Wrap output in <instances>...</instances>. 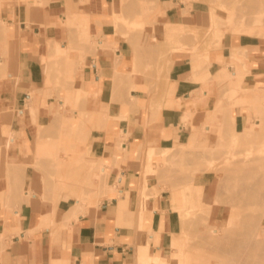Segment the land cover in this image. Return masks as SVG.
Wrapping results in <instances>:
<instances>
[{"label":"crops","instance_id":"0c3cea01","mask_svg":"<svg viewBox=\"0 0 264 264\" xmlns=\"http://www.w3.org/2000/svg\"><path fill=\"white\" fill-rule=\"evenodd\" d=\"M14 1L16 4L7 2L1 12L16 29L18 54L13 69L19 80L14 89L13 77L1 88L9 93L7 98H14L10 99L11 115L0 116V150L7 138L1 132L3 128L12 133L17 156L32 147L36 150L33 142L37 123L29 118L28 97L43 84L48 43L68 48L73 38L65 26L69 19L74 22L77 17H87V33L99 46L110 44L115 49L105 53L98 48L95 56L86 55L75 77L76 86L95 94L99 107L110 118L105 126L97 120L98 128L91 131L87 143L91 160L102 164L106 173L105 194L94 198V205L85 204L75 216L72 211L77 200L53 206L32 191L28 200L26 191L24 196L21 191L9 195L8 180L1 175L5 165L2 159L0 235L11 238L5 264H144L138 251L147 246L151 255L166 261L177 234L179 214L165 192L141 200L142 158L150 150L162 152L185 145L193 129L211 126L208 121L214 118L221 119L217 111L227 112V95H232L237 81L242 92L264 84V41L257 36L227 34L196 69L191 56L175 51L169 54L170 64L160 78L150 80L136 73L133 50L115 34L113 0H43V7L33 6L40 0ZM165 12L166 23L173 29L204 22L201 10H192L187 16L176 7ZM233 50L243 54L236 64L231 63ZM79 58L80 53L71 56L73 61ZM44 95L46 92L39 99L38 119L47 117L44 107L52 104ZM228 110L235 116L237 132L244 131L254 118L247 105ZM1 199H10L11 208Z\"/></svg>","mask_w":264,"mask_h":264},{"label":"rangeland","instance_id":"374dc122","mask_svg":"<svg viewBox=\"0 0 264 264\" xmlns=\"http://www.w3.org/2000/svg\"><path fill=\"white\" fill-rule=\"evenodd\" d=\"M9 1L16 4V1L14 0H0V46L6 50L2 52L0 51L2 53V55L0 54V60L2 62H5V64L7 63V66L5 64H3L4 66L0 65L1 67L3 66V72L0 68V116L4 117L11 115L12 111L9 107L10 99H13L14 97L7 98L10 96L9 93H3L1 91V88H3L4 84L12 82L11 77H8L9 73L13 74V89L15 88V85L19 80L17 73L13 69L14 63L17 59L14 37L16 29L14 25H10L7 22L5 17L2 16L1 12L4 5ZM166 3L169 7L166 6ZM166 3H161L160 0H113V10L115 9V12L112 14L111 18L115 34L118 36H122L123 41H125L131 47L134 53L133 64L135 66L136 73L142 74L146 77V79H159L162 70L165 69L166 65L170 64L169 54L175 51L188 54L192 57L193 63H195L197 67L199 63V67L201 68L204 61L207 60L209 50L217 48L221 45L217 33L221 30L215 29L218 21L217 15L221 19L220 26L222 27V31L224 33L223 38L227 34H244L257 36L264 41V14H256L252 16V14H249V11L242 12L239 10L240 4H230V2L227 0H172V2ZM44 5L45 4L43 0H40L39 2L35 1L33 6L43 7ZM256 5L258 6L257 8L264 7V0H258ZM175 7L178 8L180 13L184 16L189 15L190 11L192 10H201L203 12L202 16L204 18V22L200 26L196 27L184 25V27H181L180 30L179 28L173 29L169 25V23H166L165 11L168 8ZM219 7H223L225 11H230L231 14L227 16V14L221 11ZM182 8L184 9L182 10ZM69 14L75 17L74 12L70 11ZM226 17L228 18L229 22L227 20H224ZM75 20L76 21L71 22L69 19V21L65 23V26L73 36L67 49H62L58 44H56L54 47L50 42L48 43V62L46 63L47 65H43V84L39 87L34 88L30 93L32 98L31 101L36 105L38 109L39 99L44 94V92H46V95L44 96L51 99L49 103L52 102V104H48L44 107V113L47 117L42 119L37 118V124L35 125V136H37L34 137L33 142V146L36 148V150L32 149V147L25 155L17 156L15 152V148L17 145L10 144L13 137L12 133H10V131L6 128H3L1 131L3 135L7 136V138L5 140V143L3 144V148H1L0 150V163L3 159V164H5L2 168L1 175L8 180L9 195L12 193H16L17 191H21V194L24 196L25 191H32L34 194H38L39 196H41V198H44L45 201L52 204L53 206L57 205L61 201H67L69 199L75 201L78 200V198H81V200L79 199L77 201V205L73 208L72 216H75L78 210L83 208L85 204H87L88 206L94 205L93 199L102 196V194H105L106 173H104L101 168L102 164L98 162L96 163L91 160L89 151L87 149V143L91 131L95 128H98L96 127L97 120L100 121L102 126H105L110 122V118L107 112L101 110V108L99 107V104L96 101L95 94H92L85 88H78L76 86V73L81 67L79 64L80 61H84L86 55L90 54L95 56L97 54L98 48H101V50L105 53H108L109 50L114 51L115 49L114 46L110 44L99 46L96 38L87 33V17H77V19ZM162 35H164V37ZM104 41H106V37H104ZM0 49L3 50L2 48ZM76 53H80V58L76 61H73L71 59V56L75 55ZM242 58L243 54L240 52V50H238L236 55H233L232 53L231 63L236 64L237 62H240ZM83 66L81 68H83ZM4 67H6V69ZM155 75L157 76L155 77ZM232 89V95H227V112L224 110L217 111V114L222 115L221 119L214 118L208 121L211 126L204 125L200 129H193L194 132L188 143L185 145L162 152L150 150L148 152V155L142 158V178L139 186L141 200L143 201L148 197L159 196L160 194L165 192L171 198L173 210L177 211V213L179 214L177 234L174 236L175 238L173 237V241L176 240L178 244L176 245V247H174L172 242V247L167 254V260L172 258L173 256H179L178 252L180 250H183L182 248H184L186 244L189 245V247L187 246L188 248L185 247L188 250L185 252H189L188 255L194 253L190 252L191 249L194 251L195 249H198L197 251H195L196 253H194L193 256L191 255L192 258H194L195 256H199V258L195 257L196 259H192L191 257H187V259L185 257L186 253L183 252L184 250L182 251L183 253L181 257H185L186 260H189V262H193L192 264H194V261H197V264L202 261V259L203 262H206L205 260H207L209 264H215V262L220 264L222 263V261L219 260L218 262V259H220L219 257H221V260H224L225 257H227L226 260L229 259L228 256H231L230 259L232 257L236 258L235 255L233 256V254L235 253L230 251L231 248H228L230 252L223 251V249H220V246L223 245L222 247L224 249L230 247V245L226 241L227 238L232 237L231 239H233L240 233L243 234L242 236L244 238V235L248 230H245L244 234V229L242 228H250L251 230L249 229L248 233H252V230L256 231V229H258L262 232V238L264 239V203L260 204L264 201V198L263 201L261 199V202L260 198L258 199L260 203L258 201V203L255 201L257 205H255V203H253L254 205H250L249 203L253 202V198H249V202L245 199L244 201L243 198H246V194H239L240 192L233 189L236 187H241L239 183L243 182V180H241L243 178L244 181L248 180V182L243 183L245 185L247 183V185L249 186H245L243 184L244 186L242 185V187L247 188L250 187L249 183H254L253 180L257 182L258 178H260L261 175L262 178L264 177V134L257 133V130L259 129H261L260 131H264V84H258L255 90L242 92L239 87V82L237 81ZM239 94H242V96H240ZM61 101H64L65 104H68V106L64 108V111L62 107H59ZM2 103H4L3 109L1 108ZM237 105H247L250 108L251 113L254 115V118H251L250 120L249 126L242 132H237L235 130V116L234 114H230V111L228 110ZM54 107L58 108L59 110L58 113L55 114L56 116L51 115V110ZM67 109L69 110L67 111ZM82 113H85V119H82ZM28 115L31 120L29 112ZM257 121H259L260 124L257 123ZM74 125H77L78 130H81V137H78L79 140L76 138V136L80 134H71V136H67L64 134V132L66 133L67 130L68 132H70V130L73 129ZM65 129L67 130L65 131ZM61 131L63 132V134H61ZM40 135L46 136L41 137ZM72 135L73 139L71 138ZM37 138L39 140L41 139L39 141V144ZM76 140L77 142L75 143ZM6 142L8 143V147L7 145L5 146ZM46 142L51 143L52 147H54V152L53 149H51L52 151L50 150V145H47ZM40 144H44L45 146H41ZM64 150L65 153L67 151L69 152V155L67 153V156L65 157L67 159H64V157L62 156L63 154L64 156L66 155L64 153ZM56 151L58 152L57 154ZM53 154H55V156H52ZM247 157L253 160L249 158L247 159ZM239 158L240 160H238ZM230 159L232 161L234 159L235 160L231 162L229 161ZM34 161L36 162V165L34 164ZM40 161L42 162V164ZM13 163L15 165L18 164V167L21 166L20 170ZM30 165H32V167ZM64 165L66 166L63 167ZM59 166L60 168L63 167L62 170L64 172H61ZM11 167H16L17 169L13 168V170H15L13 171L11 170ZM38 167H41L42 169ZM232 167L238 174H236L234 169V173H231ZM66 168L68 169V171L66 170ZM216 168H225L226 171L224 169L223 172L225 171L224 173L226 174V176L224 173H222V170L218 171L217 169L216 171ZM229 168L231 171H229ZM236 169L239 170L237 171ZM65 170L67 171L66 173ZM23 171L24 173L21 174L20 172ZM239 171H242V173H239ZM16 172L18 175L16 174ZM226 172H229L230 174ZM14 173L16 176L14 175ZM254 175L255 178L252 177ZM17 176L19 177L17 178ZM245 177L246 179H248L246 180ZM21 178H24V180ZM58 178H65L64 181L69 178L68 180H70V182L72 181L71 184L73 186L71 185V187L70 185H68L70 184L68 183V181L64 182L60 179L59 180L61 182L59 181L60 183L58 184ZM234 178L237 179L239 183L237 181L235 182ZM42 180H45V183ZM226 182L229 184H227ZM234 182L240 186H236ZM224 183H226V185ZM256 184H254V187H252L256 188L259 183L257 185ZM230 185H233L235 187ZM66 187H68V189H66ZM230 187H232V189H230L231 191L229 190ZM12 188L15 190H13ZM232 190L237 192L239 196L235 197V199L238 197L237 200L240 199L239 201L236 200L238 205H236V202L234 206L227 205L229 203L228 200H230L232 196L236 195ZM27 192H25V195L28 194ZM241 192L245 193L243 191ZM174 193H177L178 196L181 197L183 193L186 194L187 201L185 202L184 206L174 202ZM228 193H234V195L232 194V196H230L228 195ZM260 193L264 194V191H261ZM241 195L244 196L242 197ZM227 196H230L229 199ZM28 198H30V196ZM1 200L2 202L4 201L3 199ZM233 200L231 198V204L233 203ZM255 200H257V198ZM9 201L10 199L4 201L5 207H7L8 209L11 208V206H9ZM95 201L97 202L99 200ZM223 201H225L226 203H224ZM240 201H242V203ZM239 206H241L242 208H240ZM243 207L244 209H247V216H251L249 218V222L247 216V221L246 219H244L246 222H242L244 221L243 219L241 222H239V219L234 218L236 216L237 218H241L240 215L244 217L245 214L240 213L246 212ZM242 209L243 211H240ZM248 209L251 211H248ZM238 211H240V214L238 213ZM261 211L262 215H259L258 213H260ZM234 213L237 215H235ZM251 213L253 215L256 214L254 217L257 218V220L259 219L260 222H257L256 220V223H258L259 225L258 227H256L257 224L256 226H253L255 220H251L253 216L248 215ZM238 214L240 217L238 216ZM198 217H201L202 219H198ZM237 221L238 223H236ZM251 222H253V224H251ZM188 223V227H190L191 223V225L193 224L194 227L197 228V231L200 232L201 237L199 235V238H201L202 240L204 239L202 242L207 244V249H210L209 253L207 250L200 251L202 247H199L200 245L197 246L194 243L195 238L193 230L195 229L192 227L193 230L191 232L187 227ZM210 224H213L215 227ZM184 225L187 228L183 229V235L181 231ZM207 226H210L209 229H219V235H217L219 237L210 235L211 229L209 230L206 228L205 231V227ZM235 226H237V229L235 228ZM230 227H232L233 229L235 228L236 230L233 231L232 229V231H230ZM254 227L255 229H253ZM188 230L189 233L186 232ZM227 231L229 233H227ZM194 232L196 233V231ZM198 232L195 236H198ZM187 233L192 234L193 237H189ZM185 234L188 235L187 239H184L186 238ZM213 236L214 239L212 238ZM220 236L223 237V239ZM176 237L180 239L177 240ZM215 237H217L216 241H214ZM181 238L183 240H181ZM190 238L194 240V242H192L195 245L193 244L192 246ZM210 238H212L213 240ZM188 239L190 240L188 241ZM9 241H11V238L7 237L6 234L0 235V264H5L7 261L6 249ZM184 241L186 242V244H183L185 243ZM211 241L214 242L213 246L211 243V246L213 248H210V245L208 244ZM197 242H200V239L199 241H196V243ZM225 243H227L228 245ZM194 246L195 249H193ZM204 246L203 249L206 248ZM218 249L222 250V252L226 254L228 252V256H221L222 252ZM211 250L213 251L214 255L216 253L217 258L212 254ZM231 252L233 254H231ZM219 253H221V255H218ZM210 254L214 256L213 259L215 258L216 261L211 258L212 255ZM222 257L224 258L222 259ZM138 258L139 261L144 264L167 263L159 256L151 255L148 246L139 248ZM229 260L227 261L231 262V260ZM233 260V263L230 264H235L234 262L236 259ZM237 260L236 262L240 263V259L239 261ZM186 262L187 264H190L188 261ZM203 262H200L199 264H208Z\"/></svg>","mask_w":264,"mask_h":264},{"label":"bare ground","instance_id":"6f19581e","mask_svg":"<svg viewBox=\"0 0 264 264\" xmlns=\"http://www.w3.org/2000/svg\"><path fill=\"white\" fill-rule=\"evenodd\" d=\"M227 1H229L230 4H236V3H237V4H240V6H239V10L242 11V12L249 11V14H252V16H254V15H256V14H257V15L264 14V7L257 8L258 6H257L256 4H257V1H258V0H227ZM219 8H220V7H219ZM220 10L223 11V12H225V13L227 14V16L231 14L230 11H228V10L225 11L223 7H221ZM215 11H216V10H215ZM215 11H214V12H215ZM215 13H216V12H215ZM247 15H248V14H247ZM217 20H218V21H217V24H216L215 29H219V30H221V31L217 32V33H218L219 40H220V44H221V42H222V40H223L224 33H223V31H222V27L220 26V23H221L220 20H221V19H220V17H219L218 15H217ZM222 20H223V19H222ZM224 20H227V21L229 22V20H228L227 17H226ZM2 23H3V22H2ZM225 26H226V25H225ZM224 29H225V28H224ZM227 29H228V25H227ZM227 32H228V31H227ZM210 39H211V38H210ZM5 44H6V43H5ZM1 45H2V44H1ZM50 46H51V45H50ZM0 48L3 49V47H1V46H0ZM4 50H5V49H3V50L0 49L1 52L4 51ZM52 50H53V48H52ZM5 51H6V50H5ZM1 52H0V54L2 55ZM16 52H17V51H16ZM16 52H15V53H16ZM237 52H238V50H233L232 53H233V55H236ZM17 54H18V52H17ZM3 55H4V54H3ZM5 58H6V57H5ZM5 58H4V59H5ZM14 61H15V60H14ZM3 64H5V62H2V61L0 60V65H3ZM6 64H7V63H6ZM6 64H5V65H6ZM193 64H194L193 69H196V68H197V65H196L195 63H193ZM3 66H4V65H3ZM3 66H2V67H3ZM6 66H7V65H6ZM2 67L0 66L1 69H2ZM4 68L6 69V67H4ZM15 68H16V67H15ZM16 69H17V68H16ZM5 71H6V70H5ZM193 71H194V70H193ZM2 72H3V69H2ZM15 72H16V71H15ZM195 72H197V71L195 70ZM4 73H5V72H4ZM4 73H2V74H4ZM194 74H196V73H194ZM5 76H6V75H5ZM9 76H10V77H13V74L9 73V74H8V77H9ZM193 76H194V75H193ZM195 76H196V75H195ZM116 86H117V85H116ZM32 94H33V93H32ZM27 96H28V95H27ZM32 96H33V95H32ZM31 99H32V98H31V94H30L29 97H28V101H29V104H28V112H29V114H30L31 121H32V122H36V121H37V118H38V108H37L36 105L31 101ZM132 100H133V99H132ZM67 106H68V104H65L64 101H61L59 107H62V108H63V111H64V110H65L64 108L67 107ZM62 108H61V110H62ZM68 110H69V109H67V111H68ZM58 111H59L58 108L54 107V108L51 110V115H55V114H57ZM71 111H72V110H71ZM62 113H63V112H62ZM80 113H81V112H80ZM82 114H83V113H82ZM84 114H85V113H84ZM84 114H83V118H82V119H85V115H84ZM55 116H56V115H55ZM58 117H59V114H58ZM21 122H22V121H19L18 123H20V124H21V127H22V123H21ZM22 128H23V127H22ZM67 128H68V127H67ZM68 129H69V128H68ZM50 130H51V129H50ZM66 130H67V129H65V131H66ZM69 130H70V129H69ZM260 130H261V129L257 130V131H258L257 133H259V134H260V133H261V134H264V131H263V130L260 131ZM63 131H64V128H63ZM61 132H62V131H61ZM52 133H53V132H52ZM80 133H81V130H78L77 125H74L73 129L70 130V132H68V130H67L66 133L64 132V134L67 135V136H69V135L71 136V134H76V135H77V134H80ZM61 134H63V132H62ZM36 136H37V135H36ZM36 136H35V137H36ZM38 136H39V135H38ZM40 136L42 137L43 135H40ZM44 136H46V135H44ZM44 136H43V137H44ZM50 136H51V135H50ZM123 136H124V135H123ZM48 137H49V136H48ZM51 137H52V136H51ZM78 137H81V134L78 135V136H76L77 139H78ZM71 138L73 139V135H72ZM37 139H38V138H37ZM47 139H48V138H47ZM81 139H82V138H81ZM40 140H41V139H40ZM40 140L38 139V144H39V141H40ZM78 140H79V139H78ZM35 141H36V140H35ZM76 142H77V140L75 141V143H76ZM11 143H14V142L11 141L10 144H11ZM40 143H41V142H40ZM42 143H44V142H42ZM46 143H47V145H48V144L50 145V146H49L50 150L53 149V152H54V147H52L51 143H50V142H46ZM71 143H72V142H71ZM3 144H4V143H3ZM7 144H8V143L6 142L5 146H6ZM14 144H15V143H14ZM68 144H69V143H68ZM40 145H41V144H40ZM54 145H55V144H54ZM74 145H75V144H74ZM41 146H45V145L42 144ZM71 146H72V145H71ZM7 147H8V145H7ZM5 148H6V147H5ZM56 149H57V148H56ZM51 151H52V150H51ZM51 151H50V152H51ZM57 151H58V150H57ZM57 151H56V154L58 153ZM66 151H67V150H66ZM53 152H52V153H53ZM64 153H65V150H64ZM67 153H68V155H69V152H68V151L65 153V154H66L65 156H64V154L62 155V156L64 157V159H67V158H65V157L67 156ZM49 154H50V153H49ZM52 156H55V154H53ZM37 157H39V156H37ZM63 157H61V158H63ZM51 158H52V157H51ZM54 158H55V157H54ZM56 158H57V157H56ZM248 158H249V157H247V159H248ZM36 159H37V158H36ZM38 159H39V158H38ZM224 159H225V158H224ZM226 159H227V158H226ZM228 159H229V158H228ZM231 159H233V158H231ZM231 159L229 160V161H231V162H233V161L235 160V159H234V160L232 161ZM249 159H251V158H249ZM42 160H43V159H42ZM220 160H221V159H220ZM220 160H219V161H220ZM222 160H223V159H222ZM238 160H240V158H239ZM244 160H246V159H244ZM251 160H253V159H251ZM11 161H12V159H11ZM35 161H36V160H35ZM35 161H34V162H35ZM43 161H44V160H43ZM57 161H58V159H57ZM229 161H228V162H229ZM242 161H243V160H242ZM248 161H249V160H248ZM254 161H255V160H254ZM37 162H38V161H37ZM40 162H41V161H40ZM40 162H39V163H40ZM79 162H80V161H79ZM224 162H225V161H224ZM228 162H227V163H228ZM252 162H253V161H252ZM20 163H21V161H20ZM56 163H57V162H56ZM222 163H223V162H222ZM227 163H226V164H227ZM10 164H11V163H10ZM13 164H14V163H13ZM15 164H16V162H15ZM15 164H14V165H15ZM34 164L36 165V162H35ZM34 164H33V165H34ZM41 164H42V162H41ZM41 164H40V165H41ZM75 164H76V163H75ZM78 164H79V163H78ZM232 164H233V163H232ZM237 164H238V163H237ZM254 164H255V163H254ZM17 165H18V164H17ZM17 165H15V166L18 167ZM19 165H21V164H19ZM40 165H39V166H40ZM228 165H229V164H228ZM245 165H246V164H245ZM22 166H24V165H22ZM25 166H26V165H25ZM30 166L32 167V165H30ZM41 166H42V165H41ZM65 166H66V165H64L63 167H65ZM76 166H77V165H76ZM229 166H230V165H229ZM241 166H242V165H241ZM252 166H253V165H252ZM254 166H255V165H254ZM16 167H13V168L17 169ZM20 167H21V166H20ZM20 167H18L19 170H20ZM33 167H34V166H33ZM63 167L60 168V166H59V168L61 169V172L63 171V170H62ZM212 167H213V166H212ZM227 167H228V166H227ZM233 167H234V166H233ZM233 167H232V171H231L230 168H229V171H231V173L233 172V169H234ZM11 168H12V167H11ZM13 168H12L11 170H13ZM22 168H24V167H22ZM34 168H35V167H34ZM36 168H37V167H36ZM38 168L42 169L41 167H38ZM101 168H102V167H101ZM209 168H210V167H209ZM235 168H236V167H235ZM248 168H249V167H248ZM217 169H218V171H221V170H222V173H224V172L226 171L225 168H224V169H225L224 172H223L224 169L216 168V171H217ZM245 169H247V168H245ZM250 169H252V168H250ZM253 169H254V167H253ZM21 170H24V169H21ZM66 170L68 171L67 168H66ZM66 170H65V173L67 172ZM78 170H79V169H78ZM102 170H103V168H102ZM236 170L238 171L239 169H236ZM240 170H241V169H240ZM13 171H15V170H13ZM55 171H56V170H55ZM59 171H60V170H59ZM75 171H76V170H75ZM227 171H228V168H227ZM234 171H235V169H234ZM243 171H244V170H243ZM248 171H249V169H248ZM248 171H246V172H248ZM254 171H255V170H254ZM63 172H64V171H63ZM103 172L105 173L104 170H103ZM103 172H102V173H103ZM235 172H236V171H235ZM250 172H251V171H250ZM18 173H19V172H18ZM20 173L22 174V173H24V171H23V172H20ZM226 173L230 174L229 172H226ZM233 173H234V172H233ZM239 173H242V171H239ZM244 173H245V172H244ZM244 173H243V174H244ZM12 174H13V173H12ZM16 174H17V172H16ZM21 174H20V175H21ZM69 174H70V171H69ZM224 174H225V173H224ZM236 174H238V173L236 172ZM248 174H249V173H248ZM248 174H247V175H248ZM14 175H15V173H14ZM14 175H13V176H14ZM17 175H18V174H17ZM23 175H24V174H23ZM13 176H12V177H13ZM15 176H16V175H15ZM225 176H226V174H225ZM18 177H19V176H17V178H18ZM22 177H23V176H22ZM228 177H229V176H228ZM236 177H237V175H236ZM239 177H240V176H239ZM247 177H248V176H247ZM252 177L255 178V175L252 176ZM15 178H16V177H15ZM17 178H16V179H17ZM10 179H11V178H10ZM13 179H14V178H13ZM21 179L24 180V178H21ZM59 179H60V180H63V181L65 180V178H62V179H61V178H58V184L61 182ZM68 179H69V178H68ZM68 179H67L66 181H68V183H70V184H68V183H65V184H68V185L71 186V185H72V184H71L72 181L70 182V180H68ZM234 179H235V178H234ZM234 179H231V180H234ZM238 179H240V178H238ZM245 179H246V177H245ZM247 179H248V178H247ZM247 179H246V180H247ZM19 180H20V179H19ZM241 180H243L244 183H245V182H248V180H247V181H244V178L241 179ZM251 180H252V179H251ZM10 181H11V180H10ZM42 181L45 183V180H42ZM59 181H60V182H59ZM66 181H64V182H66ZM236 181H237V179H235V182H236ZM256 181H257V178H256ZM258 181H259V182H258ZM258 181L255 182V180H253L254 183H253V184H252V183H249V184H250V187H247V188L242 187V185L244 184L243 182H240V183H239V182L237 181V182L241 185V187H236V188H233V189H234L235 191L240 192L239 194H244V195L246 194V196H245L246 198H243V200L245 199V200L248 201L249 198H250V199L253 198V199H252L253 202L251 201L252 203H249L250 205H254L253 203H255V205H257L256 202H257V201L259 202L258 199L260 198V202H261V199H262V201H263V198H264V194H261V193H260L261 191H264V177L262 178V175H261V177L258 178ZM228 182H229V181H228ZM235 182H234V183H235ZM11 183H12V182H11ZM13 183H14V181H13ZM226 183H227V182H226ZM226 183H224V184L226 185ZM230 183H231V182H230ZM232 183H233V182H232ZM256 183H257V184L259 183L258 186H257L256 188H253V187H254V184H256ZM227 184H229V183H227ZM235 184H236V183H235ZM235 184H233V185H235ZM251 184H252L253 187L251 186ZM257 184H256V185H257ZM233 185H230V186H233ZM237 185H238V184H236V186H237ZM240 185H238V186H240ZM244 185H245V184H244ZM244 185H243V186H244ZM246 185H247V183H246ZM246 185H245V186H246ZM72 186H73V185H72ZM72 186H71V187H72ZM247 186H249V185H247ZM233 187H235V186H233ZM14 188H15V187H14ZM237 188L240 189V190H238ZM242 188H243V189H242ZM12 189H13V188H12ZM66 189H68V187H66ZM199 189H200V188H199ZM230 189H232V187H230L229 190H230ZM13 190H15V189H13ZM226 190H227V189H226ZM234 190H232V191H234ZM81 191H82V190H81ZM230 191H231V190H230ZM235 191H234V193H235L236 195H234V193H232L234 196H232V194H229L230 192L228 193V195L232 196V197H231L232 200H233V198H234V200H233V203L231 204V198H230V200H228L229 203H228L227 205L234 206V205H235V202H236V205H238L237 201H239L240 199L237 200V198H238L239 196H238L237 192H235ZM241 191H243V192H245V193H242ZM259 191H260V192H259ZM26 192H27V191H26ZM17 193H18V191H17ZM27 193H28V194H26L25 197H26V196H28V197H29V196H30V197L32 196V193H30V192H27ZM80 193H81V192H80ZM12 195H13V194H12ZM244 195H241V196L243 197ZM230 196H227L228 199H229ZM236 196H238V197L235 199ZM11 197H12V196H11ZM15 197H16V196H15ZM28 197H26V199H27ZM247 198H248V199H247ZM256 198H257V200H255ZM26 199H25V200H26ZM79 199L81 200V198H78V200H79ZM20 200H21V199H20ZM27 200H28V199H27ZM78 200H77V201H78ZM173 200H174V202L179 203V204H181L182 206H184V205H185V196H184V193H183L182 197H181V196H178L177 193H174ZM236 200H237V201H236ZM245 200H244V201H245ZM225 201H226V200H225ZM225 201H223V202L226 203L227 201H226V202H225ZM249 201H250V200H249ZM249 201H248V202H249ZM255 201H256V202H255ZM24 202H26V201H24ZM240 202L242 203V201H240ZM240 202H239V203H240ZM258 202H257V203H258ZM260 202H259V203H260ZM76 203H78V202H76ZM76 203H75V204H76ZM246 203H247V202H246ZM263 203H264V201L261 202L260 204H263ZM222 204H223V203H222ZM247 204H248V203H247ZM249 204H248V205H249ZM225 205H226V204H225ZM239 205H240V204H239ZM236 207H237V206H236ZM239 207L242 208L241 206H239ZM244 207H245V206H244ZM244 207H243V209H244ZM249 207H250V206H249ZM249 207H248V208H249ZM237 208H238V207H237ZM246 208H247V207H246ZM250 208H251V207H250ZM243 209L240 210V211H243ZM251 209H252V208H251ZM244 210H245L246 212H240V211H238V213L240 212V213H242V214H245L244 217H243L242 215H240L241 218H237V216L234 217V218H236V219H239V220H240L239 222H241L242 219H243V220L246 219V216H247V209H244ZM248 211H251V210L248 209ZM236 212H237V211H236ZM257 212H259V211H257ZM240 213H239V214H240ZM248 213H249V212H248ZM253 213H255V212H253ZM261 213H262V211H261L260 213H258V214L260 215ZM234 214H235V213H234ZM239 214H238V216H239ZM258 214H257V215H258ZM235 215H237V214H235ZM248 215H252V216L254 217L256 214L253 215V214L251 213V214H248ZM261 215H262V214H261ZM240 216H239V217H240ZM193 217H194V216H193ZM242 217H243V218H242ZM247 217H248V216H247ZM250 217H251V216H250ZM250 217H248V222L250 221V220H249ZM253 217H252V219H251V220H253V219L255 220V223H254L253 226H256V224H257L256 227H258L259 225H258V223H256L257 218H255V217L253 218ZM256 217H258V216H256ZM259 218H260V217H259ZM261 218H262V217H261ZM194 219H195V218H194ZM198 219H202V218H201V217H200V218L198 217ZM246 221H247V219H246ZM246 221L244 220V221H242V222H246ZM258 221H259V219L257 220V222H258ZM259 222H260V221H259ZM236 223H238V221H237ZM251 224H253V222H251ZM208 225H209V224H208ZM210 225L214 226L213 224H210ZM188 226H189V223L187 224V227H188ZM212 226H211V227H212ZM233 226H234V225H233ZM233 226H232V227H233ZM187 227L184 225V227L182 228L181 233H182V232L184 233L183 229H184V228H187ZM190 227H191V229H190ZM190 227H188V228H189V230H190L191 232H192L193 228L195 229V230H193V234H194L195 242H194L193 239H191V238L193 237L192 234H188V233H189V230L186 231V232H188L187 234L189 235V237L192 236V237L190 238V239H191L192 246H193L194 243H195L197 246L200 245L199 247H202L201 250L199 249L200 251H202V250L206 251V250H207L208 253H209V252H210V251H209L210 249H207V247H206L207 244L202 242L204 239L202 240L201 238H199V235H200V237H201L200 232H198V231H197V228L194 227L193 224L191 225V223H190ZM192 227H193V228H192ZM209 227H210V226H209ZM209 227H208V226L205 227V231H206V228L209 229ZM214 227H215V226H214ZM232 227H230V228H231L230 231H232V229H233ZM236 227H237V226H235V228H236ZM235 228L233 229V231L237 229V228H236V229H235ZM210 229H211V228H210ZM210 229H209V230H210ZM238 229H239V228H238ZM242 229H244V232H243L244 234H245V230H248V231H246V234L244 235V238H243V236H242L243 234H241V233H240L239 235H236V234H235L236 237H234L233 239H231L232 237H229V235H228L229 238H227L226 241H227V243L230 245V247H227V248L224 249V248L222 247V246H223V245H222V246H220V247H221L220 249H223V251H229L228 248H231L230 251H232V252L235 253V254H233V253L231 252V254H233V256H234V255L236 256V258H235V257H232V258H233V259H236V260H237V256H238V254H239V256H238V260H237V261H239V259H240V261H239L240 263H237L236 260H235V262H234L235 264H236V263H237V264H264V239L262 238V235H263L262 232L259 231L258 229H256V231H255V230H252V231H251L252 233H248L250 228H249V229L242 228ZM253 229H255V227H254ZM186 230H187V229H186ZM209 230H207V231H209ZM225 230H226V229H225ZM250 230H251V229H250ZM194 231H196V233H197V232L199 233L198 236H195L196 233H195ZM240 231H241V228H240ZM242 231H243V230H242ZM253 231H254V232H253ZM191 232H190V233H191ZM179 233H180V232H179ZM181 233H180V234H181ZM183 233H182V234H183ZM227 233H229V232L227 231ZM236 233H237V232H236ZM183 235H184V234H183ZM188 235L185 234L186 238H184V239H187V236H188ZM210 235H215V236L219 235V229H216V228L211 229V234H210ZM210 235H208V236H210ZM205 236H206V234H205ZM178 237H179V236H178ZM196 237H198V238H196ZM217 237H219V236H217ZM217 237H215V240H214V241H216ZM220 237H221V236H220ZM174 238H175V237H174ZM176 238H177V237H176ZM182 238H183V237H182ZM182 238H181V240H183ZM207 238H208V237H207ZM207 238H206V240H207ZM212 238L214 239V236H213ZM212 238H210V239H212ZM221 238L223 239V237H221ZM178 239H180V238H177V240H178ZM190 239H188V241H189ZM197 239H198V240H197ZM199 239H200V242H197V243H196V241H199ZM213 239H212V240H213ZM220 240H221V239H220ZM186 241H187V240H186ZM192 241H193L194 243H193ZM224 241H225V240H224ZM171 242H172V241H171ZM184 242H185V241H184ZM200 243H201V244H200ZM202 243H203L205 246H204ZM211 243H212V246H213L214 242L211 241V242L208 243V244L210 245V248L212 247V246H211ZM223 243H224V242H223ZM223 243H222V244H223ZM227 243H225V244H227ZM177 244H178L177 241L174 240V241H173V246L176 247ZM183 244H186V242L183 243ZM188 244H189V243H188ZM195 244H194V245H195ZM225 244H224V245H225ZM228 244H227V245H228ZM201 245H202V246H201ZM187 246L189 247V245L186 244L185 247H187ZM203 246L206 247V248L203 249ZM225 246H226V245H225ZM225 246H224V247H225ZM185 247L182 248L184 251H183V250H180V251L178 252V255H179L180 257H179V256H173L172 258L166 260V262H167L166 264H187L186 261L189 262V260H186V258H187V257H191V258H192L193 254L196 253L195 251H197L198 249H195V246H194L193 249H195V251L192 250V249H191V251H190V252H194V253L188 255L189 252H188V253L185 252V251H188ZM188 247H187V248H188ZM190 247H191V246H190ZM191 248H192V247H191ZM208 248H209V246H208ZM212 248H213V247H212ZM215 248H216V247H215ZM189 249H190V248H189ZM226 249H227V250H226ZM176 250H177V249H176ZM178 250H179V249H178ZM218 250H219V249H218ZM182 251L186 253V254L184 253L186 258H185V257H181V255H182V253H183ZM211 251H212V250H211ZM219 251L222 252V250H219ZM219 251H218V252H219ZM230 251H229V252H230ZM218 252H217V253H218ZM201 253H202V252H201ZM206 253H207V252H206ZM214 253H215V252H214ZM197 254H198V253H197ZM212 254H213V251H212ZM212 254H210V255H212ZM224 254H225V255H224ZM236 254H237V255H236ZM186 255H187V256H186ZM191 255H192V256H191ZM195 255H196V254H195ZM202 255H203V254H202ZM210 255H209V256H210ZM213 255H214V254H213ZM213 255H212V257L210 256L212 259H213L214 256H216V253H215L214 256H213ZM218 255H221V253H219ZM226 255L228 256V252H227V254L224 253V252H222V255H221V256H224V257H225ZM200 256H201V255H200ZM195 257H196V258H199V256H195ZM195 257L192 258V259H196ZM218 257H219V256H218ZM224 257H222V259H223ZM230 257H231V256H228L229 259H230ZM239 257H240V258H239ZM200 258H201V257H200ZM216 258H217V256H216ZM219 258H220V259H218V262H219V260H220V261H222L223 264H225L226 262H228L227 260H229V259L226 260L227 257H225V259H224L225 261H224V260H221V257H219ZM232 258H231V259H232ZM187 259H188V258H187ZM231 259H230V260H231ZM233 259L231 260V262H228V263H226V264L233 263V262H232V261H234ZM204 260H205V259H204ZM208 260H209V259H208ZM213 260H215V258H214ZM230 260H229V261H230ZM205 261H206V262H203V259H202V261H200V262L208 263L207 260H205ZM211 261H212V260H211ZM215 261H216V260H215ZM196 262H197V261H194V264H196ZM198 262H199V261H198ZM200 262H199V263H200ZM189 263L192 264L193 262L190 261ZM199 263H197V264H199ZM211 263H214V262H211ZM222 263H220V264H222ZM201 264H202V263H201ZM208 264H209V263H208ZM215 264H219V263H216V262H215Z\"/></svg>","mask_w":264,"mask_h":264}]
</instances>
